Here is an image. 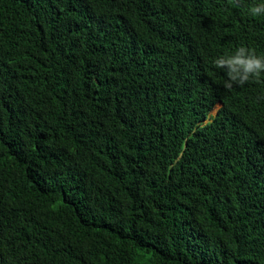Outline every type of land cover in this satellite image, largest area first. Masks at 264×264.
<instances>
[{"label": "trees", "instance_id": "trees-1", "mask_svg": "<svg viewBox=\"0 0 264 264\" xmlns=\"http://www.w3.org/2000/svg\"><path fill=\"white\" fill-rule=\"evenodd\" d=\"M261 2L0 0V264H264Z\"/></svg>", "mask_w": 264, "mask_h": 264}, {"label": "clouds", "instance_id": "clouds-1", "mask_svg": "<svg viewBox=\"0 0 264 264\" xmlns=\"http://www.w3.org/2000/svg\"><path fill=\"white\" fill-rule=\"evenodd\" d=\"M248 12L254 17L264 15V2L250 6ZM214 65L226 71L224 87L229 90L234 85L243 86L252 79L260 82L264 75V56H258L254 50L243 45L234 54L217 57Z\"/></svg>", "mask_w": 264, "mask_h": 264}, {"label": "rangeland", "instance_id": "rangeland-1", "mask_svg": "<svg viewBox=\"0 0 264 264\" xmlns=\"http://www.w3.org/2000/svg\"><path fill=\"white\" fill-rule=\"evenodd\" d=\"M219 107H220V104L215 105V107L210 112V116L215 115V113H216V111L218 110Z\"/></svg>", "mask_w": 264, "mask_h": 264}]
</instances>
